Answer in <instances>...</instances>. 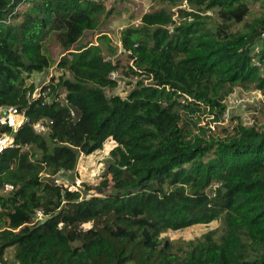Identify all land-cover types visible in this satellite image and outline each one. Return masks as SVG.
Segmentation results:
<instances>
[{
	"label": "trees",
	"instance_id": "16d2710c",
	"mask_svg": "<svg viewBox=\"0 0 264 264\" xmlns=\"http://www.w3.org/2000/svg\"><path fill=\"white\" fill-rule=\"evenodd\" d=\"M150 2L120 33L127 71L139 78L121 98L106 95L123 69L103 54H117L107 35L71 51L113 9L0 0V109L27 119L15 132L0 126L13 140L0 153V264H264V130L199 126L202 116L223 122L235 87L264 95V0ZM50 42L66 54L35 94L25 78L54 65ZM109 139L110 169L135 179L104 196L54 182ZM214 221L220 227L194 241L161 238Z\"/></svg>",
	"mask_w": 264,
	"mask_h": 264
},
{
	"label": "rangeland",
	"instance_id": "374dc122",
	"mask_svg": "<svg viewBox=\"0 0 264 264\" xmlns=\"http://www.w3.org/2000/svg\"><path fill=\"white\" fill-rule=\"evenodd\" d=\"M103 2L107 10L113 9V15L103 20L101 26L93 32H86L85 35L71 48V51L88 45H97L98 36L105 34L110 38L111 45L117 49L114 55L103 49V54L108 59L119 62L123 69L115 73V79H118V87L114 91H106L107 96L119 95L125 98L134 88L138 77L132 76L127 71V66L131 65V58L125 54L121 48L120 33L128 25H136L139 17L148 10L150 0H127L118 2L115 0H99ZM252 15L257 16L260 11L259 3H255L252 8ZM47 51L51 53L54 65L43 73H33L25 78L24 88L33 86L34 93L37 94L41 88L48 84L53 77H57L59 72L55 66L59 59L66 54L65 51L58 48L53 42L46 43ZM29 95V94H28ZM226 112L224 120L220 124L209 123L211 118L202 116L199 126L208 127L212 132L223 133V129L229 125H234L241 121L245 126H256L264 130V95L253 89L235 87L233 93L225 100ZM229 128V127H228ZM116 147L111 139L107 140L102 149L88 156L80 155L76 168L70 173H60L54 180L59 185L67 187L70 191L82 189L84 185L90 186L89 193L93 195H109L117 192V187L123 179L132 180L134 176L125 173L123 169H110V163L113 159L110 157V151ZM119 172L122 175H119ZM131 187L130 189H132ZM209 194L213 190L207 189ZM90 223L84 224L83 228H90ZM220 227V221H214L206 225H195L180 231H167L161 235L163 239L175 241L178 244L194 241L200 238L206 232ZM12 250L6 252L7 259H12ZM132 264V263H128Z\"/></svg>",
	"mask_w": 264,
	"mask_h": 264
},
{
	"label": "built area",
	"instance_id": "2783aa9c",
	"mask_svg": "<svg viewBox=\"0 0 264 264\" xmlns=\"http://www.w3.org/2000/svg\"><path fill=\"white\" fill-rule=\"evenodd\" d=\"M115 73H111L110 78L115 79ZM27 119L23 115V113L19 112L17 109L13 107L9 108H1L0 109V126L10 128L12 131H16L23 123H25ZM34 129L37 132H41L45 130V124L43 122H38L34 125ZM13 146V140L9 135L0 134V153L7 147ZM58 184L57 181H54ZM218 185L215 184L213 189ZM212 189V190H213ZM43 218L42 212L37 210L34 215V223L41 221Z\"/></svg>",
	"mask_w": 264,
	"mask_h": 264
},
{
	"label": "crops",
	"instance_id": "0c3cea01",
	"mask_svg": "<svg viewBox=\"0 0 264 264\" xmlns=\"http://www.w3.org/2000/svg\"><path fill=\"white\" fill-rule=\"evenodd\" d=\"M88 45H92V44H88ZM88 45H87V46H88Z\"/></svg>",
	"mask_w": 264,
	"mask_h": 264
},
{
	"label": "water",
	"instance_id": "95a60500",
	"mask_svg": "<svg viewBox=\"0 0 264 264\" xmlns=\"http://www.w3.org/2000/svg\"><path fill=\"white\" fill-rule=\"evenodd\" d=\"M131 58V57H130Z\"/></svg>",
	"mask_w": 264,
	"mask_h": 264
}]
</instances>
